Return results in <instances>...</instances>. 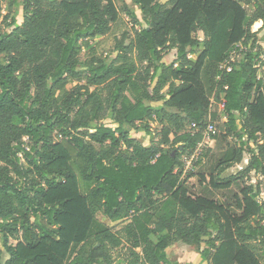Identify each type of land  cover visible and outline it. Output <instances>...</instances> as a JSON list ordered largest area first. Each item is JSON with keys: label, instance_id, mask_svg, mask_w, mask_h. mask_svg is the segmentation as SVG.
Masks as SVG:
<instances>
[{"label": "trees", "instance_id": "trees-1", "mask_svg": "<svg viewBox=\"0 0 264 264\" xmlns=\"http://www.w3.org/2000/svg\"><path fill=\"white\" fill-rule=\"evenodd\" d=\"M131 1L140 26L101 58L93 41L119 21L116 0H15L23 22L0 33V264H180L167 254L177 242L209 264H264L261 183L250 182L264 176L252 30L264 0ZM221 101L226 121L205 145L215 172L197 194L182 157L222 121Z\"/></svg>", "mask_w": 264, "mask_h": 264}, {"label": "rangeland", "instance_id": "rangeland-1", "mask_svg": "<svg viewBox=\"0 0 264 264\" xmlns=\"http://www.w3.org/2000/svg\"><path fill=\"white\" fill-rule=\"evenodd\" d=\"M161 2H167L168 0H160ZM117 6L120 11V19L117 23L113 25V28L111 32L101 38H98L97 40L93 41V45H97L96 47V53L99 57L104 58L106 57L109 53H112L113 50L115 49V46L119 40H121L125 35L128 36V42L129 40L134 36V28L140 26L137 22V18H142L143 14L139 7L135 4L132 3L131 0H116ZM132 11L136 13L135 15L137 18H134ZM135 16V17H136ZM13 18H16L18 23L21 24L24 19V11L22 7H18L15 3V0H0V33L4 32H10L13 27L11 26V22ZM253 31H257L258 33V38H259V44L262 50L264 51V26L263 22L261 21V24L259 27H255L253 25L252 27ZM197 35L202 39L203 38V33L198 32ZM88 48H84L82 50L81 56L82 58H87L89 56ZM116 52H113L115 54ZM232 56L234 58H237L236 54L233 53ZM176 57V50H170L165 52L164 55V60L166 62H172ZM264 67V66H263ZM264 69V68H262ZM262 69L260 72H262ZM222 116V121L221 122H216L215 125L218 130L223 129V121H226V117L224 116V113H221ZM112 116L110 115L105 122L109 123L111 125H114L111 121ZM132 135L139 138L142 140L145 144H151L153 141H155V137L151 134H147L144 130L141 128L139 130H133ZM230 141L232 142H237L235 138H230ZM216 143V141H215ZM215 143L213 144L214 147ZM188 154H185L182 159ZM249 160V154L246 153L244 156L243 162L240 164H236L232 168L228 170L229 173H235L236 171L240 170L242 167H244ZM215 172V165H213L209 161V157H205V160L202 162L197 163L194 165L192 169H190L188 172L183 174V178H186L190 186L193 188V190L197 193L200 194L202 191L206 188L208 185L207 181L212 173ZM204 175L207 178V181L203 182L201 177ZM14 177L17 178L16 175ZM251 177L254 178L256 182H260L261 186L264 188V176L261 177V175L252 173ZM250 177V178H251ZM81 189L83 193H86L88 186L84 183V181L81 179ZM218 201L222 204H226L224 198L219 197ZM173 208V203L170 201H167L165 206L163 207L162 211H169L170 209ZM235 213H240L238 210L232 208L231 209ZM100 218L103 220H106L102 214H100ZM13 243H16L17 241L11 240ZM181 243V242H179ZM198 250V247H196ZM119 252H116L118 255Z\"/></svg>", "mask_w": 264, "mask_h": 264}, {"label": "built area", "instance_id": "built-area-1", "mask_svg": "<svg viewBox=\"0 0 264 264\" xmlns=\"http://www.w3.org/2000/svg\"><path fill=\"white\" fill-rule=\"evenodd\" d=\"M262 59H264V54L261 55ZM235 58L233 56L230 57V59L226 60L222 66L221 69H227L230 70L231 69V62L234 61ZM219 109L220 111H224L225 108V102L221 101L219 104ZM215 121H212L211 119H209V122L207 124V127L204 129L203 132V141L201 143H199L196 148L188 155H186L182 161H183V174H185L186 172H188L190 169H192L194 167V165H196L199 162H202L203 160H205L206 156V149H205V145H209L210 147L213 146V144L215 143V135L217 133V127L215 125ZM196 123H193L192 127H196ZM261 177H263L261 175ZM251 183L256 184V181L254 180V178H251ZM259 199L264 201V188L263 186H261V192L259 195Z\"/></svg>", "mask_w": 264, "mask_h": 264}, {"label": "crops", "instance_id": "crops-1", "mask_svg": "<svg viewBox=\"0 0 264 264\" xmlns=\"http://www.w3.org/2000/svg\"><path fill=\"white\" fill-rule=\"evenodd\" d=\"M191 59L196 60L197 55H190ZM167 254L170 260L180 264H209L208 261H203L199 250L195 245L185 243H174L167 249Z\"/></svg>", "mask_w": 264, "mask_h": 264}, {"label": "water", "instance_id": "water-1", "mask_svg": "<svg viewBox=\"0 0 264 264\" xmlns=\"http://www.w3.org/2000/svg\"><path fill=\"white\" fill-rule=\"evenodd\" d=\"M174 154V153H173Z\"/></svg>", "mask_w": 264, "mask_h": 264}]
</instances>
